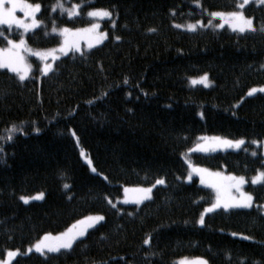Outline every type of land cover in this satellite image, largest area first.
Masks as SVG:
<instances>
[{"label":"trees","instance_id":"16d2710c","mask_svg":"<svg viewBox=\"0 0 264 264\" xmlns=\"http://www.w3.org/2000/svg\"><path fill=\"white\" fill-rule=\"evenodd\" d=\"M24 1L41 6L38 27L25 35L35 49L61 43L53 27L90 26L89 11L107 9L112 18L100 23L107 34L101 45L70 52L46 75L35 60L23 81L0 68V259L101 215L71 250L20 255L12 264H179L184 258L264 264V181L250 183L264 171V93L246 96L264 84V5L245 6L256 30L240 33L216 27L210 15L239 10L240 0H59L80 6L73 17L55 7L58 0ZM197 21L203 26L188 30ZM0 31V48L22 35L6 26ZM204 74L208 87L189 84ZM13 125L18 130L8 140ZM202 136L245 144L188 154ZM187 157L244 176L252 207L215 210L199 226L215 196L197 179L185 181ZM158 179L165 183L149 200L113 207L123 187H150ZM39 193L40 201L20 199Z\"/></svg>","mask_w":264,"mask_h":264},{"label":"snow or ice","instance_id":"6c2138e0","mask_svg":"<svg viewBox=\"0 0 264 264\" xmlns=\"http://www.w3.org/2000/svg\"><path fill=\"white\" fill-rule=\"evenodd\" d=\"M199 3V0H196ZM250 0H243L241 3L236 4V8L239 10L230 11V12H223V11H214L211 12L210 15L212 17H220L222 23L215 25L216 27H224V24H228L233 31H239L240 33H244L246 30L255 31L253 24V18L246 17L244 14L243 9L246 5H248ZM259 3L264 4V0H258ZM8 5H11L10 7ZM40 4H30L24 2V0H0V26L7 25L9 29L13 25H16L19 28H22L24 32H28L30 29L36 28L40 21L36 19V13L40 11ZM55 7H60L63 10L62 3H59ZM80 6L75 5L73 9L67 10L68 15L74 16L78 15L79 13L76 11ZM17 8H21L24 11L25 17H31V22L27 23L24 20L18 19L15 15ZM89 17H110L112 16V12L107 9H95L89 11L87 13ZM209 25L212 24V20H209ZM197 24H200V21H197L196 24H188L186 27L188 30H196ZM203 26V25H201ZM177 27H181L177 25ZM97 28H99L98 23H92L90 27L84 29H76L72 30L67 27L57 29L53 27L52 31L57 32L59 31L60 35L64 37L63 44L60 48L53 49L50 51H33L27 46L26 40L21 35V38L16 41L12 39H7V47L0 48V68H6L11 72H14L18 75L21 81L25 80L28 73L31 71V65L26 62V58L22 53H31L32 55L37 56L41 61H45L43 64V68L40 71L43 74H47L49 71L52 70V65L47 63L49 56L52 57L53 60L57 59L58 57L55 55L57 51L62 54H67L69 51H80L78 46L77 40L73 39V37H79L81 34L86 33H93ZM150 31H154V29H150ZM47 35V33H46ZM106 33H101L96 38V42H100L101 37H106ZM0 36H4V32L0 31ZM117 40L120 37H116ZM92 43H89V47H92ZM127 83V80L124 81ZM191 83L193 84H203L205 87H208L210 81L208 80L207 74L199 77L198 79H192ZM257 92L264 93V87L261 88H252L249 90L247 95L252 96ZM17 126L13 125L8 131L9 135L6 139L11 140L12 135L11 133L17 131ZM207 139V138H201ZM212 141L214 143L212 145H202L197 144V150L200 151H209L215 150L216 147H229V148H236L240 149L242 145L245 144V140L243 138L238 140H229L223 139L220 137H213ZM251 143L258 144L259 141L253 140ZM253 156L256 155L255 152L252 153ZM95 171V169H93ZM193 171L199 173L201 175V183H205L204 176L207 174L209 177H212L209 186L214 188L216 191L215 201L210 204L209 207L205 208L204 213H211L215 209L223 207L225 209L228 208H251L253 205V196L250 193L244 192L242 190V186L246 183L244 176H222L219 172H209L208 169L205 168H198L193 166ZM188 179H191V175H189ZM261 181H264V171H259L258 174L252 178V183L257 184ZM164 179L156 180V184H164ZM69 187L65 185V188ZM129 191H134L139 193L135 199V203L139 204L144 200H148L151 198L152 188L147 187H138L135 189L125 188L124 192L127 194ZM235 193V194H234ZM43 193L37 194L35 197H20L21 200L24 201L25 204L28 203L29 199H42ZM125 203L128 201L125 200ZM111 203V201H109ZM115 207V205H113ZM104 217L101 215L96 216H89L86 217L84 220L77 221V224L73 225L69 228L66 232L60 233L56 236H53L51 233L45 234L40 240H38L34 245L29 247L27 250L31 252L33 249L35 252L40 253L41 255H47L48 253H59L62 249L63 250H71L73 247V243L78 239V237H83L85 232L88 228L93 227V225L99 221H103ZM201 225L205 223L204 214L202 213L199 221ZM77 225L81 227L77 228ZM232 235H237L233 233ZM243 239H251V237H242ZM144 244H149V239H145L143 241ZM46 250V251H45ZM20 255V251L17 250H8L6 252V258L0 259V264H12V260ZM179 264H208V261L203 258H194L189 260L188 258L182 259Z\"/></svg>","mask_w":264,"mask_h":264},{"label":"rangeland","instance_id":"374dc122","mask_svg":"<svg viewBox=\"0 0 264 264\" xmlns=\"http://www.w3.org/2000/svg\"><path fill=\"white\" fill-rule=\"evenodd\" d=\"M241 2H243V0H240ZM25 2V1H24ZM250 2H255V3H257V4H261V3H259L258 2V0H250ZM249 2V3H250ZM28 3V2H27ZM261 5H264V4H261ZM9 7L11 6V5H8ZM75 5H73V6H71V7H63V11L68 15V11L67 10H71V9H73V7H74ZM76 11L78 12V9H76ZM15 15H16V17L18 18V19H21V20H24L25 22H27V23H30L31 22V17H25V15H24V11L21 9V8H17V10H16V12H15ZM37 15H38V13H36V19H37ZM69 16V15H68ZM75 16V15H74ZM71 17H73V16H71ZM212 17V16H211ZM90 18H92L93 20H94V23H98L99 24V28H97L93 33H86V34H81L79 37H73V39H76L77 40V43H78V46H79V48H80V51H78V52H81V51H83V50H90V49H92V48H94V47H97V46H99V45H101L106 39H107V35H106V37H101L100 38V42L99 43H97L96 42V38L99 36V34H101V33H105L104 31H101V29H100V23L102 22V21H104V20H109V19H111L112 18V16H110V17H104V18H101V17H90ZM213 19H216V20H218L219 21V24L220 23H222V21H221V19H220V17H212ZM39 25V24H38ZM3 26H6V27H8L7 25H3ZM201 25L200 24H197V27H200ZM38 27V26H37ZM88 27H90V26H88ZM88 27H84V28H88ZM196 27V28H197ZM224 27H226V28H228L229 30H231V31H233L232 30V28L228 25V24H224ZM11 28H13V29H17V30H19L21 33H22V35H23V38L26 40V38H25V35L26 34H28V33H30L31 31H33L34 29H36V28H33V29H30L28 32H24V30L22 29V28H19V27H17L16 25H13ZM84 28H80V29H84ZM61 29V28H60ZM59 30V29H58ZM72 30H76V29H72ZM262 30L264 31V25L262 26ZM246 31H248V30H246ZM237 32H239V31H237ZM52 33H54V34H57V35H59L60 36V38H61V43L58 45V46H56V47H53V48H49V49H35V48H32V47H30L29 45H28V43H27V41H26V43H27V46L30 48V49H32L33 51H50V50H53V49H59L60 48V46L63 44V41H64V37L62 36V35H60V33H59V31H57V32H53L52 31ZM92 43V47H89V43ZM7 47V46H6ZM5 48V47H4ZM70 52H77V51H69L67 54H69ZM66 54V55H67ZM22 55H24L25 56V58H26V62L28 63V64H30L31 65V71H32V62H31V60H35L36 62H38L39 63V68L40 69H42L43 68V64L45 63V61H41L37 56H35V55H32L31 53H22ZM55 55L58 57L57 59H55V60H53L52 59V57L51 56H49V58H48V60L46 61L47 63H49V64H51L52 65V69H53V65H54V63H55V61H57L58 59H60V58H62V57H64V56H66L65 54H62V53H60L59 51H57L56 53H55ZM2 69H5V70H7V71H9L8 69H6V68H2ZM31 71L28 73V75H27V77L26 78H28L29 76H30V73H31ZM52 71V70H51ZM51 71H49L48 73H50ZM9 72H11V71H9ZM11 73H13V74H16V73H14V72H11ZM47 73V74H48ZM41 74L42 75H45V74H43L42 72H41ZM17 75V74H16ZM18 76V75H17ZM199 77H201V76H199ZM199 77H196V78H191V79H189V84L190 85H192V86H203V87H205L203 84H193V83H191V81H192V79H198ZM19 78V77H18ZM209 80V79H208ZM261 87H264V84L263 85H260V86H256V87H253V88H261ZM252 89V88H251ZM250 90V89H249ZM249 90L247 91V93L249 92ZM257 93H262V92H257ZM257 93H255V94H257ZM254 95V94H253ZM246 96L248 97L249 95H247L246 94ZM213 137H216V136H202V137H200V139H199V141L188 151V154H193V153H201V154H210V153H216V152H224V151H237V150H240L241 148H242V146H241V148L240 149H236V148H229V147H216L215 148V150L213 151V150H209V151H207V152H205V151H200V150H197V144H202V145H212L213 143H214V141H212V138ZM201 138H207V139H201ZM221 138V137H220ZM223 139H225V138H223ZM79 153H80V157H81V159H82V161L88 166V168H89V170L92 172V173H95V171H93V166H92V164H91V161H90V159L88 158V156L86 155V153L83 151V150H80L79 151ZM186 164H187V166H188V174H187V176H186V178H185V181L186 182H192L194 179H197V181H198V183H199V185H201V186H203V187H207V188H210L211 190H212V192L214 193V196H216V191H215V189L214 188H212V187H210L209 186V184H210V181L212 180V177H209L207 174H205V176H204V179H205V183H201V175L199 174V173H196V172H194L193 171V166H195V167H198V168H204V167H200V166H196V165H194L192 162H191V160H190V158H186ZM205 169H207V168H205ZM209 170V169H208ZM209 172H212V173H215V172H219V173H221V175L222 176H229L230 174H225V173H223V172H220V171H212V170H209ZM189 175H191V179H188V177H189ZM256 176V175H255ZM254 176V177H255ZM237 177H239V176H237ZM253 178V177H252ZM252 178H251V180H250V183H252ZM263 181H261L260 183H257V184H253V185H258V184H261ZM158 185H160V184H154L153 186H150L151 188H152V191H153V189L156 187V186H158ZM246 186V183L242 186V190L244 191V192H247L246 190H245V187ZM125 188H129V189H135V188H138V187H123V189H122V197L120 198V199H118L116 202H114V203H112L113 205H118V204H121V203H124V204H127V205H130V204H136V205H140V204H142L143 202H145V201H147V200H144V201H142L141 203H139V204H137V203H135L134 201H135V199H136V197L138 196V195H140L139 193H137V192H134V191H129L127 194H125V192H124V189ZM145 188H147V187H145ZM248 193V192H247ZM235 194V193H234ZM37 195V194H36ZM36 195H34V196H31V197H35ZM151 196H152V192H151V194H150ZM41 199H29V201H28V203L29 202H31V201H40ZM125 200H127L128 202L127 203H125L124 201ZM149 200V199H148ZM22 202H24L23 200H21ZM214 201H215V197H214ZM218 209H224V210H229V209H241V208H228V209H225V208H223V207H220V208H218ZM218 209H215V210H218ZM261 209H262V213L264 214V204H262L261 205ZM214 210V211H215ZM203 214H204V217L206 216V214H208V213H204V211L202 212ZM201 213V214H202ZM91 216H96V215H91ZM201 216V215H200ZM87 217H89V216H87ZM86 218V217H85ZM85 218H82V219H80V220H84ZM200 218V217H199ZM80 220H78V221H80ZM198 221H199V219H198ZM102 221H99V222H97V223H95L94 225H93V227H91V228H88L87 229V231L88 230H90V229H92V228H94L95 226H97L99 223H101ZM75 224H77V221L75 222V223H73L69 228H71L73 225H75ZM198 224H199V226H202L199 222H198ZM79 227H81L80 225H77V228H79ZM68 230V229H67ZM66 230V231H67ZM66 231H64V232H66ZM86 231V232H87ZM86 232H85V234H86ZM58 235V234H57ZM53 236H56V235H53ZM236 237H239V238H242V237H244V236H241V235H235ZM80 238H82V237H78V239H80ZM77 239V240H78ZM35 244V243H34ZM33 244V245H34ZM74 244V243H73ZM32 246V245H31ZM30 246V247H31ZM29 249V247L26 249V251L25 252H21L20 251V255H28V254H30V253H37V252H35V250L33 249L31 252H28L27 250ZM46 251V250H45ZM20 255H18V256H20ZM17 256V257H18ZM17 257H15L13 260H12V262L17 258ZM6 258V254H5V256H4V258H1V259H5Z\"/></svg>","mask_w":264,"mask_h":264}]
</instances>
